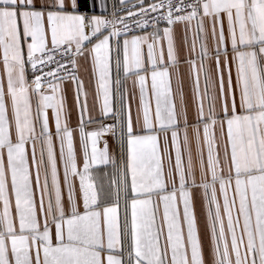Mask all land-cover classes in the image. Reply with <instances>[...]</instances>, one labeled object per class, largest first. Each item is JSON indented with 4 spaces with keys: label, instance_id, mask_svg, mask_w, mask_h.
I'll return each mask as SVG.
<instances>
[{
    "label": "snow or ice",
    "instance_id": "6c2138e0",
    "mask_svg": "<svg viewBox=\"0 0 264 264\" xmlns=\"http://www.w3.org/2000/svg\"><path fill=\"white\" fill-rule=\"evenodd\" d=\"M86 2L0 0V264H264V0H156L147 7L139 0V13L127 15H139L135 24L146 29L147 17L156 13L153 31L124 39L122 59L119 44L116 49L117 72L139 85L135 118L119 79L114 105L111 78V38L130 31L129 24L123 17L88 15L81 10ZM161 21L167 24L162 32ZM194 21L195 58L187 61L196 98L190 138L183 93L178 87L173 94L170 69L177 70L179 84L174 26L187 29ZM89 56L102 103L98 117L87 120L98 127L86 132L87 93L77 73L79 58ZM230 61L236 81L233 88L229 67L226 91ZM66 81L75 84L80 107L82 167L67 122ZM108 136L119 158L106 139L99 147ZM108 165L110 175H94ZM70 177H79L78 193ZM194 191L205 210L207 254Z\"/></svg>",
    "mask_w": 264,
    "mask_h": 264
},
{
    "label": "crops",
    "instance_id": "0c3cea01",
    "mask_svg": "<svg viewBox=\"0 0 264 264\" xmlns=\"http://www.w3.org/2000/svg\"><path fill=\"white\" fill-rule=\"evenodd\" d=\"M130 0H123V2H127ZM122 0H103V9L100 7L101 0H95V6H93V0H87L86 3H83L81 5V10L82 11H88L91 12L92 15H101L104 17L106 13H108L114 6L123 3ZM164 26H159L161 32L163 30ZM206 27L208 28L209 31V44L210 47L214 46L213 42L211 40L210 32L211 28L210 25L206 24ZM226 28V26H225ZM153 31V29L142 32V33H137L133 35H125V36H120V37H113L111 38V45H112V72H111V78L113 81L112 84V90H113V103L114 105L118 103L117 101V92H116V84L115 81L117 79L120 80V86H119V92L123 94L124 96V104L126 106H130L133 117L135 118L137 109L139 107V85L138 83H134L136 78L134 76L128 75L125 76L123 73L122 69L117 72L116 69V58H117V44L120 46V58L122 59V46H123V40L124 39H131L132 36L134 35H145L149 32ZM195 31V21L192 23L190 27L187 29L183 24H178L174 26V38H175V43H176V51H177V59H178V65L177 69L180 74V79H179V84L177 81V70L176 69H170L172 72L171 76V85H172V90L173 94L175 95L177 93L178 87L183 93L184 97V104L186 106V109L188 111L189 115V136L190 138L192 137V132L193 128L192 125L195 124V112H196V98L194 96V91H193V76L189 71V65L187 63L188 59L190 58H195V53L191 52V45H192V40H193V32ZM104 34H107L106 31H104ZM186 41V42H185ZM93 43H95V40H93ZM88 47H91V44L88 45ZM163 47L165 51V59L167 58V42L166 40L163 42ZM230 47V45H229ZM197 50H199V42H197ZM145 57L147 53V49L145 47ZM79 64L80 68L78 71V76L80 80L83 81L84 84V92L87 93V105H88V112L85 114V131H92L98 125L96 123H87L88 117L91 116L93 119L98 117L99 115V109L100 105L102 103V96L98 99L97 98V78L96 76L93 75L92 72V60L91 57L89 56L87 59L84 57L79 58ZM229 67L231 68V73H232V81H233V88H235V81H236V70H235V65L231 64V61L229 62V66L224 68V86L225 90L227 91V86H228V71ZM205 86V80H204V75H200V90L201 92L204 90ZM149 87H150V79H149ZM216 91L217 94H219V81L217 80L216 84ZM64 95H65V102H66V109L68 112V125L70 128L74 129V148L77 154V161L78 164L82 167L81 161L83 159L84 155V150L83 146L81 144L80 140V134H79V124H80V107L77 104V99H76V86L73 82L71 81H66L64 84ZM85 100L84 95H81L80 97V102L83 103ZM177 104H179V100L177 98ZM152 106H153V111L155 109V101L153 99L152 101ZM205 108H207V102H205ZM49 122H50V128L52 132H55V124L54 120L52 119V114L51 111H49ZM202 127V126H201ZM107 140L108 146H109V152L114 158H119V150L116 141L114 140L113 137L108 136L105 138H102L99 147L103 148L104 146V140ZM183 140V127L181 126V142ZM54 142L56 144V152H57V161H58V168L60 172V179H61V186L64 191L65 199L67 198V188L63 184V175H64V166L62 161L59 159V141L55 140L54 137ZM161 144H163V136H161ZM193 158H194V163H196V175L197 179H199V166L198 162L196 161V146L195 143L193 142ZM168 149L172 157V163L174 164L175 162V150L172 148L171 145V139H170V133H169V144H168ZM90 150V148H89ZM37 152L39 153V145H37ZM223 154V149L221 147V155ZM204 158L205 161L207 160V148H204ZM187 161V157L185 156V163ZM164 167L165 171H167L168 168V160H164ZM114 171L111 165L108 166H100L98 169H94V175L97 177H102L103 173H108L109 175ZM72 180L75 189L77 193L79 192V177H70ZM106 182V179H105ZM194 206L196 210V215L198 218L199 226H200V231H201V237L203 240L204 248H205V253L207 254V249L209 245V237L205 229V222H206V217H205V210L203 207L201 195L198 191H194ZM119 214H120V219H121V224L123 225L124 218H125V208L123 201H121L120 208H119ZM127 217L130 223L131 220V212L130 209L127 211Z\"/></svg>",
    "mask_w": 264,
    "mask_h": 264
},
{
    "label": "built area",
    "instance_id": "2783aa9c",
    "mask_svg": "<svg viewBox=\"0 0 264 264\" xmlns=\"http://www.w3.org/2000/svg\"><path fill=\"white\" fill-rule=\"evenodd\" d=\"M153 2H156V0H144L143 6L147 7L149 4H151ZM140 7H141V4H140L139 0H130L127 2H123L121 4L114 6L108 13H106L104 15V18L112 19L114 16L116 18H120V17L125 18V22L129 24V28L131 30L127 31L126 33L122 31L121 36L133 35V34L142 33V32L153 29L151 27V16L157 15L156 13H151V15L149 17H147V19H149V26L146 29H140L136 26L135 20L140 18L139 15L128 17V15H127L128 11H133L135 13H139ZM161 11H163V10H161ZM85 12H87L88 15H92L91 12H88V11H85ZM164 25H166V22H164V21H161L159 24V26H164ZM117 26L122 27L121 25H117ZM105 31L107 32V30H105ZM69 67H71V65H69Z\"/></svg>",
    "mask_w": 264,
    "mask_h": 264
}]
</instances>
